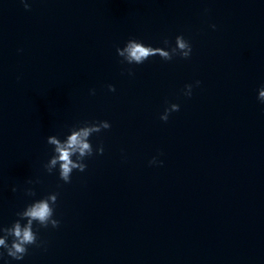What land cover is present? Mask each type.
Here are the masks:
<instances>
[{"label":"water","instance_id":"water-1","mask_svg":"<svg viewBox=\"0 0 264 264\" xmlns=\"http://www.w3.org/2000/svg\"><path fill=\"white\" fill-rule=\"evenodd\" d=\"M26 2L0 0V229L51 193L60 225L34 222L37 244L0 264H264V0ZM178 35L187 59L116 51ZM103 120V154L70 183L47 171L48 136Z\"/></svg>","mask_w":264,"mask_h":264},{"label":"clouds","instance_id":"clouds-1","mask_svg":"<svg viewBox=\"0 0 264 264\" xmlns=\"http://www.w3.org/2000/svg\"><path fill=\"white\" fill-rule=\"evenodd\" d=\"M24 2V7L30 9L31 5ZM213 28L216 25H212ZM163 43L169 45L170 41L165 38ZM117 54L123 58V62L128 64H143L151 56L159 55L164 60H172L174 56L179 55L182 58H189L192 54L191 43L184 38L183 35L176 37V43L174 47H153L146 45L143 41L136 38H130L124 47H117ZM129 73L131 69H129ZM201 82L197 80L195 86H198ZM194 85L189 83L185 85L184 94L186 96L192 95V89ZM110 91H115L114 85H108ZM94 91V90H93ZM258 100L264 103V86L259 89ZM180 105L172 103L165 108V111L161 115L163 121L169 119V115L174 111H179ZM111 124L107 120L98 121L94 123H85L83 126L73 127L71 133L67 135L65 139H60L57 135H50L47 138V143L54 146L51 159L45 165V168L49 173L53 172L59 166L60 179L65 183H70L72 178V172L74 169H78L83 172L87 165L84 163L85 157L92 156L94 151L99 154H103L104 147L101 144L98 149L94 150L90 137L93 133H99L102 129H109ZM76 157L73 159V157ZM150 164H163V161L157 160L156 157L149 162ZM14 192L15 188L12 189ZM27 194L34 196V189H27ZM58 199V193H51L48 196L36 200L29 204L23 211L18 212L17 215L20 219L16 220L11 227H4L0 229L5 235L0 236V247L6 249L7 255L16 259L22 260L28 252V246L37 244L38 235L33 230V223L38 222L42 227L47 228L51 225L53 228L59 227L60 221L54 218V207ZM26 219L27 223L22 224L21 220ZM12 237L11 244L8 243V237ZM39 246V245H38ZM0 255H3L0 253Z\"/></svg>","mask_w":264,"mask_h":264}]
</instances>
